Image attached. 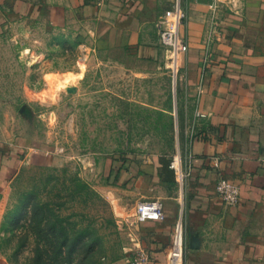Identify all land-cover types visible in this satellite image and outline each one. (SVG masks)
Here are the masks:
<instances>
[{
  "label": "rangeland",
  "instance_id": "1",
  "mask_svg": "<svg viewBox=\"0 0 264 264\" xmlns=\"http://www.w3.org/2000/svg\"><path fill=\"white\" fill-rule=\"evenodd\" d=\"M93 26L12 17L0 28V148L24 158L0 186L10 264H126L137 232L120 170L170 172L186 148L165 56L104 47ZM69 72L78 78L57 89Z\"/></svg>",
  "mask_w": 264,
  "mask_h": 264
},
{
  "label": "crops",
  "instance_id": "2",
  "mask_svg": "<svg viewBox=\"0 0 264 264\" xmlns=\"http://www.w3.org/2000/svg\"><path fill=\"white\" fill-rule=\"evenodd\" d=\"M216 3L224 8L220 28L211 12ZM172 4L0 0V28L12 17L61 25L72 19L91 22L104 47L155 63L166 58L158 24ZM185 8L187 50L180 63L176 118L186 131L180 152L184 161L191 160V173L181 188L171 167L170 172L120 170L121 182L134 194L132 218L142 200L165 203L163 221L128 219L137 233L125 249L147 251L152 264H166L182 214L184 264H264V0H185ZM22 158L13 146L0 148V186L17 172ZM221 175L240 186L238 206L226 205L218 195ZM0 264H10L1 253Z\"/></svg>",
  "mask_w": 264,
  "mask_h": 264
},
{
  "label": "built area",
  "instance_id": "3",
  "mask_svg": "<svg viewBox=\"0 0 264 264\" xmlns=\"http://www.w3.org/2000/svg\"><path fill=\"white\" fill-rule=\"evenodd\" d=\"M212 18L217 28L222 23L223 5L216 3L211 7ZM185 0H173L170 9L164 13V18L159 22L160 44L166 53V65L170 70L174 94H178L179 78L181 73V59L187 50V40L182 30L187 19ZM177 182L183 188L191 173V160L184 161L179 152L170 165ZM215 167L220 168L219 159H215ZM216 191L224 203L235 207L241 201V188L233 180L220 176L216 182ZM165 219V203L162 199H145L140 201L135 209L133 223L147 221H163ZM186 227L181 214L177 223L173 246L166 257V264H184L186 252ZM126 264H152V258L147 251L138 249H125Z\"/></svg>",
  "mask_w": 264,
  "mask_h": 264
},
{
  "label": "clouds",
  "instance_id": "4",
  "mask_svg": "<svg viewBox=\"0 0 264 264\" xmlns=\"http://www.w3.org/2000/svg\"><path fill=\"white\" fill-rule=\"evenodd\" d=\"M83 76V72L80 73V77L82 78ZM53 78V74L51 73H46L45 76H44V79L46 81H51ZM78 77L75 76L73 73L69 72L66 74L65 76V79L62 83H58L57 84V89H61V88H64L69 82H75V80L77 79ZM48 91H50V89L48 90H41L40 92L36 93V95L38 96H46L48 94Z\"/></svg>",
  "mask_w": 264,
  "mask_h": 264
}]
</instances>
